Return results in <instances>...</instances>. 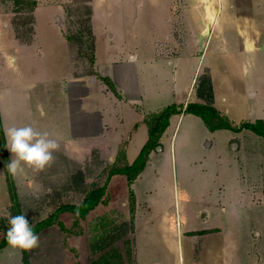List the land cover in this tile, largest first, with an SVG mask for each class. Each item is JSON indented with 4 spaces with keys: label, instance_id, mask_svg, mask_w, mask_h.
<instances>
[{
    "label": "rangeland",
    "instance_id": "1",
    "mask_svg": "<svg viewBox=\"0 0 264 264\" xmlns=\"http://www.w3.org/2000/svg\"><path fill=\"white\" fill-rule=\"evenodd\" d=\"M31 1L0 0V239L17 215L9 179L20 214L33 227L49 217L52 223L37 233L38 248L1 249L0 264H264V138L252 130L212 133L198 116H174L134 184L109 177L127 164L124 156L131 163L140 152L149 132L144 111L183 102V92L207 102L202 94L211 91L236 124L264 119V0H124L115 7L126 12L116 16L97 0L95 66L89 5ZM60 4L66 34L80 40L70 49ZM246 35L253 50L241 46ZM132 54L138 60L117 66L124 94L113 63ZM107 69L113 86L102 75ZM27 124L48 131L60 150L43 172L25 168L12 177L1 137ZM105 184L106 203L86 218L62 208ZM178 216L185 229L221 230L179 246L174 227L163 222Z\"/></svg>",
    "mask_w": 264,
    "mask_h": 264
},
{
    "label": "trees",
    "instance_id": "2",
    "mask_svg": "<svg viewBox=\"0 0 264 264\" xmlns=\"http://www.w3.org/2000/svg\"><path fill=\"white\" fill-rule=\"evenodd\" d=\"M35 6L37 2L35 0L31 1ZM36 7V6H35ZM34 7V8H35ZM87 14H90V8L87 11ZM90 35L92 36V30L89 25ZM81 38L85 36L84 31H79ZM66 37L70 41H76L74 35L66 34ZM92 38V37H91ZM80 41V40H77ZM76 41V43H77ZM86 42L82 40V44ZM93 51L90 53V60L92 63L95 61L94 57V45L91 43ZM104 80H106L110 85L113 86L112 81L108 76H104ZM202 96H208L207 102L200 101H191L186 105L172 103L165 106L163 109L156 113H152L146 117V121L149 125V137L143 147L141 148L136 159L124 166L116 167L110 172L109 177L113 175H125L127 177L128 184L131 186L135 179L140 175V173L144 170L149 160L150 153L152 150L156 149L161 144V138L166 129L170 124V118L174 114L179 113H192L202 118V120L206 123V125L211 130H216L220 128H228L234 130H241L243 128H247L258 134L259 136L264 138V119H257L255 121H243L241 124H236L231 121L225 114H223L214 104L213 100H211V91L206 94H202ZM0 134L3 135V123L0 113ZM2 146H5V139L1 137ZM7 154V153H6ZM8 157V155H6ZM9 187L10 194L14 204V211L17 215L21 213L20 204L18 202L17 194L15 192V188L13 183L9 179ZM107 186L106 184L103 187H98L91 189L87 192L85 198L82 200L80 204L66 205L62 207L64 210H70L79 215L80 218H86L87 215L96 210V208L101 203H106V200L103 198L106 192ZM132 190V188H131ZM132 196H134L133 190L131 191ZM52 223V217L45 219L41 223L37 224L33 227L34 232L37 234L44 225H50ZM6 234V233H5ZM8 245L6 236L3 235L0 239V250L5 248Z\"/></svg>",
    "mask_w": 264,
    "mask_h": 264
},
{
    "label": "clouds",
    "instance_id": "3",
    "mask_svg": "<svg viewBox=\"0 0 264 264\" xmlns=\"http://www.w3.org/2000/svg\"><path fill=\"white\" fill-rule=\"evenodd\" d=\"M4 136L11 157L5 168L12 177L23 174L25 168L37 174L43 172L53 165L55 153L60 150L59 142L48 131L31 124L7 127ZM8 224L5 236L11 248L31 251L39 247L40 238L26 214L11 216Z\"/></svg>",
    "mask_w": 264,
    "mask_h": 264
},
{
    "label": "crops",
    "instance_id": "4",
    "mask_svg": "<svg viewBox=\"0 0 264 264\" xmlns=\"http://www.w3.org/2000/svg\"><path fill=\"white\" fill-rule=\"evenodd\" d=\"M67 2H70V3H74V2H79V3H81V2H83V3H85V4H88L89 5V7H90V14L88 15V20H89V23H90V28H91V30H92V40H93V45L95 46V44H94V38H95V36H96V30H95V28H94V19H95V16H96V12H95V10H94V4L96 3V1L97 0H66ZM128 1L129 0H127L126 1V3H128ZM62 2V1H61ZM106 3L107 4H110V6L108 7V10L106 11V14L108 15V16H116V15H118L119 13L121 14V13H125L126 11H124V12H122V9L120 10V12H119V10L115 7L116 5L115 4H117V3H121V8H122V5H123V3H124V0H106ZM76 4H78V3H76ZM260 7H264L263 5H259ZM56 15H58V20L60 21V24H61V29H62V34H63V37L65 38V40H66V43H67V45L69 46V49H70V45L72 44L71 43V41L70 40H68L67 39V37H66V30H67V27H66V19H65V21H64V9H63V5L62 4H60L59 6H57V10H56ZM108 18H114V17H108ZM247 36V35H246ZM114 34L113 33H110V35H109V39H110V41H113L114 39ZM247 38H248V36H247ZM252 43H253V41L250 39V38H248V43H245V44H243V45H241L242 47H243V49L244 50H248L249 48L251 49L252 47H251V45H252ZM242 49V50H243ZM252 50H253V48H252ZM70 52H71V50H69ZM255 51V50H254ZM176 55V54H175ZM94 57H95V50H94ZM136 60H138V54H132V56L130 57V58H127L126 60H120V61H114V68H113V75H112V78H113V80L115 81V83H116V85L118 86V88L120 89V90H122V92L125 94V86H124V84H122V76H121V74H120V72L118 71V69H117V66H129V65H131L132 63H133V61H136ZM171 62V61H170ZM94 66H95V61H94ZM73 71V70H72ZM101 69H100V71H99V73H101ZM108 72H109V69H107L105 72H103L102 73V75H104L105 74V76L108 74ZM72 74V73H71ZM91 77H93V76H91ZM90 77V78H91ZM183 95H184V97H186V100L185 101H183V102H180V103H178V102H174V103H177V104H179V105H181V104H184V105H186L188 102H191V101H197V100H191L190 98L188 99V97L190 96L189 95V93H188V95H187V93H185V92H183ZM192 97V96H191ZM200 102H202V101H200ZM172 104V103H171ZM169 105V104H168ZM167 106V105H166ZM165 107V106H164ZM163 107V108H164ZM217 107V106H216ZM162 108V109H163ZM218 108V107H217ZM158 111H160V109H158L157 111H144V114H142L143 116H142V118H143V122H144V124L146 123V125L148 126V122L146 121V117L148 116V115H150V114H152V113H156V112H158ZM223 114L225 113V114H227L228 113V111L229 110H226V111H223V110H220ZM186 114H192V113H185V112H183V113H179V114H174V115H172L171 116V118H170V123H171V119L174 117V116H179V120L181 119V117H185L186 116ZM193 115H195V114H193ZM195 116H197V115H195ZM199 117V116H198ZM199 118H201V117H199ZM202 119V118H201ZM243 119V118H242ZM257 120V119H256ZM86 121L87 122H89V120L87 119V116H86ZM255 121V120H254ZM204 122V121H203ZM205 123V122H204ZM87 125H89V124H87ZM205 125H206V123H205ZM90 126L92 127L91 128V131H89L90 133H94L95 131H96V129L94 130V125L93 124H91L90 123ZM135 127H137V125L135 126ZM169 127H170V124H169V126H168V128L166 129V131L164 132V134L162 135V138H161V141L163 140V138L164 137H166L167 135V131H168V129H169ZM206 127L210 130V132H212V133H214V132H217L218 130H220V129H222V128H220V129H216V130H211L207 125H206ZM148 129H149V126H148ZM148 137H149V132H148V136L146 137V139H145V142L147 141V139H148ZM172 137H174V134H173V136ZM233 138H236V137H231V139H233ZM263 138V137H262ZM145 142H144V144H145ZM233 143V142H232ZM143 144V145H144ZM143 147V146H142ZM233 147H235L236 148V143L234 144V146ZM117 154H119V152H117L116 153V155ZM139 154V153H138ZM151 154V153H150ZM115 155V156H116ZM138 156V155H137ZM125 157V159H126V161H127V163L128 164H130L129 162H128V160H127V158H126V156H124ZM136 159V158H135ZM132 163V162H131ZM146 168V167H145ZM144 168V169H145ZM144 172V170L140 173V175L142 174ZM139 175V176H140ZM138 176V177H139ZM137 177V178H138ZM136 178V179H137ZM136 179H135V181H136ZM135 181H134V183H135ZM128 182V181H127ZM133 183V184H134ZM250 187H251V189L253 188L251 185H250ZM253 191V190H252ZM251 195V194H250ZM252 199H253V194H252ZM135 207H136V200H135ZM165 212H166V210H165ZM165 212H164V216L163 217H165ZM167 215V214H166ZM205 218H207V214H205V213H202L201 214V219H205ZM165 219V218H164ZM163 222H165V225H166V227L167 228H173L172 229V232L174 233H176V236H177V240H178V245L179 246H181L182 245V243H181V241H182V239H184L185 237H189V238H193V237H195V235H197L198 233H203V234H206V235H209V234H211V233H217V232H220V230H221V228H219V227H217V228H210V229H207V228H197L198 226H194V228L193 229H185L184 227H185V225H186V223H185V221H184V219L183 218H181V217H177V219H176V221H174L173 223L172 222H170L169 221V219H168V217H166V219L165 220H163ZM216 230V231H215ZM153 264H158V262H155V263H153Z\"/></svg>",
    "mask_w": 264,
    "mask_h": 264
}]
</instances>
